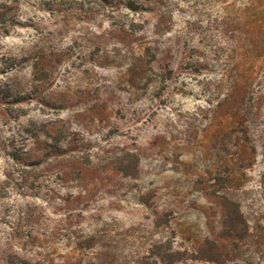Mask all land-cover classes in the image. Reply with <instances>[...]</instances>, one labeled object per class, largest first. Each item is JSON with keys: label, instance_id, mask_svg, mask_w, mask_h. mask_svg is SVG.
I'll list each match as a JSON object with an SVG mask.
<instances>
[{"label": "rangeland", "instance_id": "1", "mask_svg": "<svg viewBox=\"0 0 264 264\" xmlns=\"http://www.w3.org/2000/svg\"><path fill=\"white\" fill-rule=\"evenodd\" d=\"M0 264H264V0H0Z\"/></svg>", "mask_w": 264, "mask_h": 264}]
</instances>
